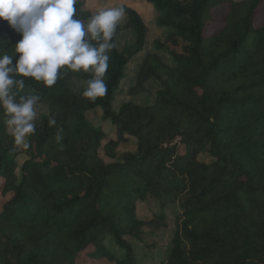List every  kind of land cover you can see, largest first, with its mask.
<instances>
[{
  "label": "trees",
  "instance_id": "obj_1",
  "mask_svg": "<svg viewBox=\"0 0 264 264\" xmlns=\"http://www.w3.org/2000/svg\"><path fill=\"white\" fill-rule=\"evenodd\" d=\"M146 1L165 35L146 51L147 27L124 7L133 40L118 48L117 26L104 97H83L91 73L66 72L51 88L26 79L21 94L46 110L27 149L0 110V264H135L131 241L167 226L163 213L138 215L148 197L178 211L164 264H264V0ZM19 39L0 22V52L13 55Z\"/></svg>",
  "mask_w": 264,
  "mask_h": 264
},
{
  "label": "clouds",
  "instance_id": "obj_2",
  "mask_svg": "<svg viewBox=\"0 0 264 264\" xmlns=\"http://www.w3.org/2000/svg\"><path fill=\"white\" fill-rule=\"evenodd\" d=\"M77 0H0V22L21 37L13 55L0 52V110L17 146L27 149L36 131L38 95H22L26 79L53 87L66 72L91 73L82 95L90 101L104 97V76L113 37L126 15L122 6L101 8L86 21L76 17ZM15 59V63L13 62ZM56 119H49L54 126ZM62 139L57 136V140Z\"/></svg>",
  "mask_w": 264,
  "mask_h": 264
},
{
  "label": "rangeland",
  "instance_id": "obj_3",
  "mask_svg": "<svg viewBox=\"0 0 264 264\" xmlns=\"http://www.w3.org/2000/svg\"><path fill=\"white\" fill-rule=\"evenodd\" d=\"M234 1H244V0H234ZM76 3H80L82 8L85 11H88L90 15L94 14L101 8H108L113 6H122L126 8H131L136 11L139 16L141 17L142 21L147 27V44H146V51H152V42L157 39L163 38L165 35L166 30L157 27L156 20H157V13L154 11L153 7L147 3L146 0H77ZM227 8L223 7L217 9L213 13V21L211 25L208 27L206 34L211 35L213 33L218 32L222 25L223 19L226 15ZM261 22H264V2L261 6L260 12L255 18V24L258 26ZM119 28V32L117 35V45L118 48L122 49L123 47L130 44L133 40V36L129 29L127 28L126 24V17L124 16L122 20L117 25ZM139 57L134 59L133 62L129 65L128 69L130 73H134V71L138 68L139 65ZM73 86L75 83L72 84ZM83 86V83H80V86ZM122 99L125 100H136L133 96H129L126 99L123 98L121 94L117 96V102L121 103ZM139 104H148L150 103V99L146 96H141L138 101ZM46 113V110L41 107L37 106V116ZM87 118L91 121V123L95 126H99L102 124L104 127L103 122L100 120L99 116L94 113L90 112L87 113ZM102 122V123H101ZM105 129V128H104ZM110 133L109 136L113 137L112 130L106 127V131ZM133 143L128 145L123 144L122 150H132ZM200 160L208 162L210 159L207 155L203 154L199 157ZM2 201L0 197V202ZM174 207H168L166 210H161L159 207V203L153 199L148 197L145 201L139 202L138 204V215L145 220H152L155 215L163 213L165 216V221L167 226L164 230L157 232L156 234L149 235V232H146V235L143 237L142 241H131V244L135 251V264H164L166 260V255L169 247V243L174 232V218L175 215L178 213L176 212ZM111 249V248H110ZM112 250V249H111ZM116 252L115 255L120 256L122 255L119 251ZM77 264H107V261H96L92 262L89 261L87 258L81 256L77 259Z\"/></svg>",
  "mask_w": 264,
  "mask_h": 264
}]
</instances>
